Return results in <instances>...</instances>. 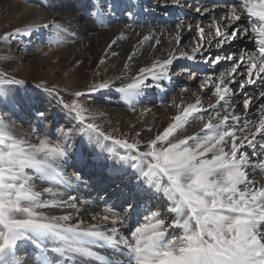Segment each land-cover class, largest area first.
<instances>
[{"label":"snow or ice","instance_id":"obj_1","mask_svg":"<svg viewBox=\"0 0 264 264\" xmlns=\"http://www.w3.org/2000/svg\"><path fill=\"white\" fill-rule=\"evenodd\" d=\"M210 14L214 34L198 25L192 54H171L127 82L121 76L119 84L104 80L89 90L114 89L134 107L172 82L177 60L195 62L190 74L203 75L200 91L215 102L205 107L196 94L194 103H174L171 123L146 143L103 131L80 102L88 93L76 91L67 102L44 83L37 92L56 97L75 124L56 129L55 139L41 131L42 123L51 126L32 97L36 124L28 139L18 138L9 125L13 116L30 114L16 99L25 82L0 74V264H264V0H233L220 18ZM47 27L49 43H59L62 26ZM34 34L17 28L2 39ZM175 39L179 45V32ZM241 39L254 50L224 51ZM213 46L220 51L211 53ZM195 124L199 131L181 136ZM81 184L94 186L104 203L93 223L54 214L81 213L86 202L72 194Z\"/></svg>","mask_w":264,"mask_h":264},{"label":"rangeland","instance_id":"obj_2","mask_svg":"<svg viewBox=\"0 0 264 264\" xmlns=\"http://www.w3.org/2000/svg\"><path fill=\"white\" fill-rule=\"evenodd\" d=\"M193 2L192 0L188 2L176 1L178 6L188 10L186 15L194 11ZM48 3L49 0H0V57H7L6 61H0V74L5 71L3 74L22 79L25 82V86L18 91L16 99L24 104L25 109L30 112L28 115L17 114L12 117L14 123H10L9 127L18 138L28 139L32 135L31 128L36 124V120L33 119L34 108L27 103L32 97L38 101L35 107H40L45 111L48 117L47 124L51 126L46 128L42 123L41 131H49L55 139L56 129L65 126L72 127L75 124V121L67 116L59 106L56 97H47L37 92L35 85L38 83L56 88L60 95H66L67 102H71L75 98L76 91L88 93L80 97V102L88 113L96 117L95 123L101 129H105L106 133L117 137H123L126 134V138L130 142L139 139L141 143H146L149 139L154 138L157 132H162L171 123V117L176 110L173 104L178 105L183 101L181 86L186 79L190 80L193 90L202 86L197 78L190 74V65L186 63L183 66L184 74L177 75L178 72L173 68L172 82H164L163 90H149V95L135 102L134 107H130L122 100L114 89L89 93L94 84L104 80H115L119 84L120 80L117 77L121 76L127 82L130 77L136 75L139 68L145 67V64L143 66L142 64L147 52L152 44L156 46V42L160 40L157 36L159 28L149 31L146 35L150 37L149 40L143 39L145 35H141L142 29H148L146 26H149L151 19H136L133 15L129 16L128 9L135 11L139 7L135 0H51L49 7H41L42 4ZM62 5L69 7L70 10L76 8V10L82 11L85 16L84 23L89 26V32L85 30L80 33L81 27L78 23L67 18L59 19L55 13L62 9ZM147 9H144L146 14L141 13L144 18L150 13ZM96 11H99V17L93 16V12ZM139 11L141 12V9ZM124 14L128 15L123 16ZM196 14L198 15L197 10L194 17ZM158 20L161 19L154 21ZM52 21L63 28L59 43H49L52 28L47 25ZM210 24L211 21L207 19L205 29H209ZM198 25L203 27V24ZM17 28L22 31L26 28L31 29L35 34L30 37L15 36L8 41L2 39L6 33H13ZM113 41L115 43H112ZM234 43L235 41L232 44ZM110 44L111 47H109ZM242 47L244 46H240V48ZM183 48L186 50L185 46ZM113 52L116 55H112ZM129 56H132L131 60L128 59ZM102 59L104 62L100 63ZM137 61L139 66L136 65ZM125 63H128L130 68L125 69ZM8 65H10L8 69L5 68ZM202 93L204 92L201 91ZM207 96L210 97V95ZM155 97L161 106H156L154 109L149 100L154 102ZM210 98L215 99V97ZM121 110L124 113H121ZM114 112L116 115L118 114L115 118L118 119L117 121L112 120ZM122 127L125 128L124 131ZM199 127V124H195L189 127L186 132L181 133V136L199 131ZM138 132L141 133L140 137H136ZM77 139L79 140V137ZM29 142L36 143L37 141L33 137ZM66 171L71 173L72 169L67 168ZM37 187L38 190H42L39 188V184ZM72 194L86 202L78 205L82 209L81 213L77 215L73 209H57L54 214L72 213L74 223L80 218L88 223L95 222L91 220V217H85L84 213L91 206L100 203L96 188L81 184L78 189L74 188Z\"/></svg>","mask_w":264,"mask_h":264},{"label":"bare ground","instance_id":"obj_3","mask_svg":"<svg viewBox=\"0 0 264 264\" xmlns=\"http://www.w3.org/2000/svg\"><path fill=\"white\" fill-rule=\"evenodd\" d=\"M169 1L174 3L176 0H169ZM185 1H189V0H185ZM236 2L238 3V0H236ZM215 3H217V4L209 3L206 0H199V3L197 4L198 8H194L193 7L194 11L191 12V13H193V14H191V15H193V17L192 16L188 17L187 15H182V16H180L178 18L179 20H175V17L172 15L173 14L172 12H167L168 13L167 14L166 12H162V10L159 7L154 8V6H156V5L158 6V3L153 4L151 6L149 4L147 7H150L151 12L152 13H156V14H159L160 12H162L161 15H162L163 18H161V20L154 21L155 19H153L151 17L150 18L151 22H150L149 26H146L148 29L146 30L145 27H144L145 30L142 29L143 33L141 35L144 34L146 36L149 33L150 30H153L154 28L158 27L159 28V32L157 33L158 34L157 36H159V39H160L158 42H156V46H153V44L151 45L149 51L146 54L145 61L143 60L144 63L142 64V66L144 64H145L144 65L145 67L146 66H150L155 61L167 59V58H169V56L171 54H175V55L179 56L181 51H186L188 54H192V49L198 46V42L200 40V37L198 35H196V31H195V29L198 26V24H203V28L205 29L206 28V20L209 19V21H211V23H212V20H213V16L210 13L214 11L216 13L217 18H220L222 16V13L224 12L226 7L230 10L231 5L233 3V0H231V1H229V0L228 1H226V0H216ZM194 4H195V2H193V5ZM62 6H61L62 9L59 10V12H56L58 10L55 11L56 12L55 14L59 17V19L60 18H67V19H70L73 22L78 23L80 25V27H81V30L79 31L80 33L82 31H85V30H87L89 32L90 29L88 28L89 26L85 25V23H84L85 22V16H83L82 11L76 10V8H73L72 10H70L69 7H64V5H62ZM195 7H196V5H195ZM182 9H184V8H182ZM199 9H201V10H199ZM196 10L197 11L199 10L198 11V15L196 14V17H194L195 16L194 13H195ZM202 19H205V20H202ZM193 28H195V29L192 30ZM205 30H210V28L209 29H205ZM178 32H179L180 41H181V43L179 45H177L176 39H175V37L177 36ZM138 33L139 32L137 31V34ZM213 34H214V31H213ZM190 38H191V40H190ZM208 39H211V37H208ZM184 46H185L186 50L183 48ZM240 46H244V47L240 48ZM252 46H253V43L250 42L249 40L241 39V40H236L234 44H231L229 46H225L224 47V51L227 50V52L234 53V54H236L238 56L245 49H247L249 52L252 51L254 49V48L252 49ZM218 51H220V50L216 49L214 46L210 48V52L211 53H216ZM138 61L136 62L137 66L140 65L138 63ZM186 63H189V65H190L189 67H193L194 68L195 62H193V61H187V60H184V59H179V60H177L174 63L173 68H175L176 72H178L177 75L184 74V69H183L184 67L183 66ZM9 66L10 65L5 66V68L8 69ZM225 70L226 69L224 67L220 68L221 72H223ZM3 73H5V71L1 72V74H3ZM217 75H219V73H217ZM201 79H203V75H201L200 78H197L199 84H201V82H200ZM181 87H182V89L186 88L187 91H182L181 92V96H182L183 101L179 100V101H182V102H180L178 105L186 106L189 103H194L195 100H196V94H199L200 97L202 98L204 106L207 107V104H208V102H209V100L211 98L209 96L205 95V93L201 94L200 89L202 88V86H200L199 88L193 90L191 88L190 80L186 79L183 82ZM60 96H62L64 98V100L67 101V99L65 97L66 95L65 96L64 95H60ZM241 99H242V97H241ZM211 101L215 102V99L214 100L211 99ZM149 102L154 106V109L156 108V106L158 107L160 105V103L158 102L157 98L155 99L154 102H152L151 100H149ZM239 107L242 110V103L239 105ZM177 112H178V109L176 108V110L174 111V115L177 114ZM121 113H124V112L122 111ZM117 115L114 112V115L112 117L113 121H117L118 120V119H115V118H117ZM205 119H207L206 116H205ZM122 128H123L122 130L124 131L125 128L124 127H122ZM102 130L105 131V129H102ZM256 179L260 180V179H262V177L260 178V176H258V177H256ZM99 202L100 203H97L96 205L91 206V208H88L85 211L84 216L85 217H91L92 214L100 212L103 209V204L104 203H103V201L101 199H99ZM109 203L111 204V203H113V201H109ZM75 217H77V216H75ZM86 222L88 223V221H86Z\"/></svg>","mask_w":264,"mask_h":264},{"label":"built area","instance_id":"obj_4","mask_svg":"<svg viewBox=\"0 0 264 264\" xmlns=\"http://www.w3.org/2000/svg\"><path fill=\"white\" fill-rule=\"evenodd\" d=\"M176 1L173 3V2H171L169 0H137V3L139 5L138 8L141 9V12L139 11L138 8L135 9V11L131 10V9H128L127 11H130V12L132 11L131 15L135 16L136 19H150L151 17H153L154 19H161V18H163L162 15H161L162 12H166V13L167 12H172L173 13L172 15L175 17V20H177L180 16L186 15L185 13L187 12V10L186 9H181V7L178 6ZM192 1L195 2L194 6L196 5V7H194V8H198L197 4L199 3V0H192ZM206 1H208L209 3L217 4V3H215L216 0H206ZM185 2H188V1H185ZM156 3H158V6L156 5V6H154V8L159 7L162 10V12H160L159 14L152 13L151 10L149 9V7H147L149 4L151 6V5L156 4ZM144 9H147L150 12L149 14H147L146 18L141 16V13H143V15L145 13ZM199 10H201V9H199ZM127 11H126V13H127ZM124 15H126V14H124ZM187 16H192L193 17V15H191V13H189V15H187Z\"/></svg>","mask_w":264,"mask_h":264}]
</instances>
